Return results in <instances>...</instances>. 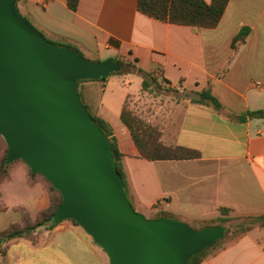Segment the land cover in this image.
<instances>
[{"label": "crops", "instance_id": "1", "mask_svg": "<svg viewBox=\"0 0 264 264\" xmlns=\"http://www.w3.org/2000/svg\"><path fill=\"white\" fill-rule=\"evenodd\" d=\"M17 6L46 37L78 47L90 60L133 64L165 93L210 89L222 104L218 111L171 92L162 114L136 112L159 129L167 146L200 154L192 160L148 161L121 119L124 108L131 109L130 96L144 89L143 75L81 83L85 105L114 131L129 199L140 214L171 213L190 227L216 219L222 208L235 217L264 215V118L252 116L264 111V0H231L215 29L163 23L140 12L138 0H81L77 11L68 0H18ZM244 29L246 42L234 51L233 41ZM17 164L0 185V232L19 222L18 210L35 219L50 207L47 183L41 177L30 180L25 168L22 191L28 197L9 200L6 188L15 186ZM8 257L9 264H110L94 239L67 221L42 233L37 245L12 242ZM202 264H264V229L227 244Z\"/></svg>", "mask_w": 264, "mask_h": 264}, {"label": "water", "instance_id": "2", "mask_svg": "<svg viewBox=\"0 0 264 264\" xmlns=\"http://www.w3.org/2000/svg\"><path fill=\"white\" fill-rule=\"evenodd\" d=\"M17 1L0 0V135L9 163L23 161L62 194L55 222H77L110 264H186L223 239V227L148 220L133 207L108 140L76 91L78 80L107 78L119 63L51 44Z\"/></svg>", "mask_w": 264, "mask_h": 264}, {"label": "trees", "instance_id": "3", "mask_svg": "<svg viewBox=\"0 0 264 264\" xmlns=\"http://www.w3.org/2000/svg\"><path fill=\"white\" fill-rule=\"evenodd\" d=\"M80 1L81 0H68L69 8L73 11H77L80 5ZM230 2L231 0H212L211 3H207L205 0H138V9L143 14L157 19L163 23L203 29H215L220 24ZM25 19L30 22L34 26L36 31L40 33L51 44L60 48L71 49L77 52L83 59L88 60L85 54L78 47L69 43H63L59 41L51 42L45 36V34L39 30L38 27H36L26 17ZM248 35V29L242 30L240 34L234 39L232 49L236 51L242 44H245ZM117 62L120 65V69L114 74L138 72L144 77V90L149 89L154 83L157 84L156 86L158 89L162 88V86L156 82V79L154 77L140 69H137L135 65L125 63L123 61ZM107 78L96 80H78V82L76 83V91L78 94V98L84 105L89 115L92 117L94 123L102 130L105 137L107 138L109 147L114 157V163L125 186L126 197L133 205V203L129 199L127 177L123 165L124 154H122L118 147L117 141L114 136V131L104 119L90 111V109L83 102V99L79 93L80 84L83 81H101L106 80ZM168 92L177 94L180 100L188 99L194 104L213 106L218 111H221L223 109L222 104L213 95L210 89L204 90L202 92L184 91L180 93V91L178 90H168ZM252 116L256 118H264V111L254 112L252 113ZM121 119L125 126L131 132L141 157L148 161L192 160L200 157V154L197 151H193L180 146H167L166 144H164L161 140V133L159 129L144 121L136 112L129 109L128 106L124 108ZM0 150L1 185L4 181L9 178V169L14 164V162L9 163L7 160L9 147L5 139L1 135ZM18 161L24 163L23 161ZM25 166L27 168L30 180H33L37 177H41L47 183L51 203L48 210L40 213L35 219L31 218L25 210H18V212L20 213L19 222L14 225H11L5 231L0 232V253L3 256L2 264H9L8 251L10 249L11 243L14 241L25 239L30 241L33 245H37L39 243V239L42 233H44L45 231L53 230L55 227L65 221L80 227L77 222L70 219L60 223L55 222L54 215L63 203L62 194L53 186L52 183H50L42 175H40L39 173H34L26 164ZM162 219H171L182 222L174 214L167 212L159 213L152 220ZM199 224L201 225L200 230L210 227H223L226 231L225 236L223 239L218 241L211 248L207 249L200 255H196L190 258L186 264H202L210 256L223 250L227 244L245 237L247 234L256 229H264V215L235 217L232 216V211L230 209L222 208L219 210V215L216 219L204 221ZM192 229L196 230L195 228ZM95 244L101 247L97 242H95Z\"/></svg>", "mask_w": 264, "mask_h": 264}, {"label": "rangeland", "instance_id": "4", "mask_svg": "<svg viewBox=\"0 0 264 264\" xmlns=\"http://www.w3.org/2000/svg\"><path fill=\"white\" fill-rule=\"evenodd\" d=\"M47 38L51 42H57L53 39H50L49 37H47ZM88 60L90 61L89 58H88ZM91 61L92 62H98L95 59H91ZM130 77L131 76H128L126 74L125 75L124 74H112L107 79H110L111 81H116L115 83H117V81H119V80L129 81ZM90 85H93V84H90ZM94 85H96V84H94ZM80 86H81V84H80ZM111 87H114V84L111 85ZM131 89H133V88H131ZM167 95H170V93H165L162 89H158L157 86H154V87L149 88L147 90H144V89H142L141 91L138 90L136 93H134V94H132V96H130L131 109H133V111H135V112L141 113L142 115L146 114L148 116L151 114H155L156 111H159V113L162 114L163 111L165 110V107H166L165 106L166 102H165L164 98ZM16 163H19L17 165H20L19 166L20 168H17L16 171H14L12 173V177H13L15 186L10 187V189L6 188L7 192H8L9 200H12L11 202H13V203L18 201L19 199L25 200L28 197V195L22 191L23 180H24V175H25L24 168L26 169V171H27V168L23 163H21L19 161L14 162L13 166L16 165ZM21 165H23V166H21ZM10 169H11V167H10ZM10 169H9V178L11 175ZM158 214H159V212L145 213L144 217L148 220H152ZM9 215L13 219L17 217V214L13 213V212ZM200 226L201 225L198 224L196 226L192 225L191 227L195 228L196 230H200Z\"/></svg>", "mask_w": 264, "mask_h": 264}]
</instances>
